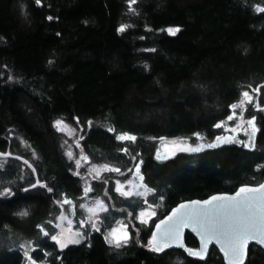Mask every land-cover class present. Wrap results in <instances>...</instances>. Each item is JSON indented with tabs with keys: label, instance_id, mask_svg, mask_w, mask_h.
Masks as SVG:
<instances>
[{
	"label": "trees",
	"instance_id": "obj_1",
	"mask_svg": "<svg viewBox=\"0 0 264 264\" xmlns=\"http://www.w3.org/2000/svg\"><path fill=\"white\" fill-rule=\"evenodd\" d=\"M39 1L0 0V264H29L24 243L41 264H226L215 246L207 258L154 250L153 226L182 201L264 181V113L252 148L159 160L154 139L215 136L244 91L264 103V0ZM59 121L77 127V155L140 164L146 199L117 194L109 174L94 183L107 188L103 224L133 216L126 243L104 227L64 248L54 239L59 201L83 192ZM145 206L158 211L150 224L136 219ZM186 243L199 247L190 232ZM245 264H264V250L253 244Z\"/></svg>",
	"mask_w": 264,
	"mask_h": 264
},
{
	"label": "rangeland",
	"instance_id": "obj_2",
	"mask_svg": "<svg viewBox=\"0 0 264 264\" xmlns=\"http://www.w3.org/2000/svg\"><path fill=\"white\" fill-rule=\"evenodd\" d=\"M249 94L250 100L244 98V93ZM257 89L244 91L240 99L231 108L230 115L217 125L218 132L213 137H205L201 133H193L186 137L159 138L154 139L156 150L155 155L159 160H166L179 153H193L214 148L224 144H238L246 148L254 147L258 126L254 117L255 111L262 110L264 113V103L259 102ZM252 113L253 115H249ZM249 121L254 122L253 125ZM61 127H57L64 132L72 141L65 144V153L67 157L74 161L79 169L82 178L83 192L78 199L62 197L58 203V214L56 216V240L61 248L80 241L84 236L85 228H102L106 230V238L111 244L119 245L126 243L130 237L129 219L133 220L132 215L127 218L117 217L114 222L103 224V215L109 209V204L105 199L103 190L99 193L94 190V183L102 180L105 174L113 176V187L117 194L123 197H135L146 199L151 190L146 186L141 176L139 166L135 164L127 169L120 168L114 164L105 162H96L90 158H85L82 153L75 152L74 141L77 137V127L67 122L59 121ZM57 123V124H58ZM132 137L131 135H125ZM211 145V147H210ZM191 149H199L192 151ZM8 159L0 156V167L4 166ZM8 189L3 194L8 193ZM68 201L69 203H65ZM92 210V211H90ZM146 214V215H142ZM158 211L153 206H145L138 210L136 219L140 223L150 224L157 218ZM115 233V236L112 234ZM127 237L126 239L124 237ZM27 249V258L29 264H41L32 259L30 255L31 246L24 243Z\"/></svg>",
	"mask_w": 264,
	"mask_h": 264
},
{
	"label": "water",
	"instance_id": "obj_3",
	"mask_svg": "<svg viewBox=\"0 0 264 264\" xmlns=\"http://www.w3.org/2000/svg\"><path fill=\"white\" fill-rule=\"evenodd\" d=\"M36 2V0H34ZM38 7L41 2H36ZM11 156V154H6ZM46 183L37 181L32 187ZM264 181L258 185H243L231 194L216 193L207 199H190L180 202L164 217L157 220L153 226L150 244L159 251L165 249H181L191 256L207 258L213 246L217 247L226 264H245L249 257L250 247L255 244L264 250V244L249 241L240 260L226 254L225 248L229 234L234 228L249 220L264 226V192H249L250 197L257 199L245 201L241 189H260ZM211 202V203H209ZM186 206V207H184ZM184 216V222L179 225L177 221ZM178 228V236L164 238L165 231L173 233ZM187 232L192 233L199 242L197 249H191L186 243ZM156 238L155 241L153 238Z\"/></svg>",
	"mask_w": 264,
	"mask_h": 264
},
{
	"label": "snow or ice",
	"instance_id": "obj_4",
	"mask_svg": "<svg viewBox=\"0 0 264 264\" xmlns=\"http://www.w3.org/2000/svg\"><path fill=\"white\" fill-rule=\"evenodd\" d=\"M36 2L39 3V0H36ZM259 11H264V9H259ZM49 19H51V17H49ZM123 30H124L123 28L120 29V31H123ZM178 31H179L178 28L169 29V32L173 35H175V33ZM243 95L246 100H250L249 94L247 92H245ZM249 124L253 125V128H254L253 121H249ZM57 127L58 128L61 127L60 123L57 124ZM120 139L121 140H134L135 138L121 136ZM191 150L198 151L199 149H191ZM249 192H264V186H262L260 189H241V193L243 194V197H242L243 200L249 201V200L257 199V197L248 196L247 193ZM65 203H69V202L65 201ZM142 215H146V214H142ZM183 222H184V216H181L180 219L177 221V223L179 225H182ZM112 235L115 236V233H113ZM174 236H178V228L175 230L174 233L171 230L165 231L163 233L164 238H173ZM124 238L126 239L127 237L125 236ZM153 239L155 241L156 238L154 237ZM249 241H256L258 243L264 244V226L258 225L257 223L251 220L238 225L236 228L232 230V232L228 236L227 245L225 248L226 254L236 260H240L243 255L244 249ZM117 245H119V240H117ZM162 247L163 245H160V247H157L154 250H160V248Z\"/></svg>",
	"mask_w": 264,
	"mask_h": 264
},
{
	"label": "flooded vegetation",
	"instance_id": "obj_5",
	"mask_svg": "<svg viewBox=\"0 0 264 264\" xmlns=\"http://www.w3.org/2000/svg\"><path fill=\"white\" fill-rule=\"evenodd\" d=\"M264 107V106H263Z\"/></svg>",
	"mask_w": 264,
	"mask_h": 264
}]
</instances>
